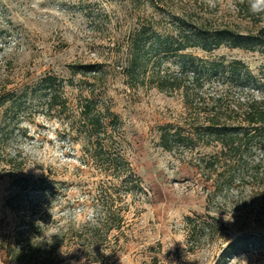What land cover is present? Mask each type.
Masks as SVG:
<instances>
[{
	"label": "rangeland",
	"instance_id": "374dc122",
	"mask_svg": "<svg viewBox=\"0 0 264 264\" xmlns=\"http://www.w3.org/2000/svg\"><path fill=\"white\" fill-rule=\"evenodd\" d=\"M237 1L173 0L194 4L204 18L244 27L247 23L236 15ZM148 2L0 0V99L5 102L0 153L22 166L17 172L0 159V242L12 240L19 222L5 206L12 178L28 174L57 182L59 195L33 194L32 210L36 217L46 215L47 240L61 237L62 264H229L232 258H239L238 264H264V247L243 248L223 260L225 245L238 237L264 235L259 195L264 187L252 192L249 185H237L209 196L211 183L197 164L218 148L198 146L173 154L162 150L158 127L176 123L184 112L181 99L155 89H129L120 74L126 34ZM189 52L210 60L242 61L254 75L264 65L259 53L226 46L211 53ZM79 64H99L102 73L96 78L73 75L72 66ZM45 74L63 79L67 114L48 113L28 95L27 87ZM85 98L118 117L107 132L139 189L92 160L76 129ZM111 205L123 218L119 229L101 232V244H93L88 231L81 239L75 236ZM0 264H14L1 248Z\"/></svg>",
	"mask_w": 264,
	"mask_h": 264
},
{
	"label": "trees",
	"instance_id": "16d2710c",
	"mask_svg": "<svg viewBox=\"0 0 264 264\" xmlns=\"http://www.w3.org/2000/svg\"><path fill=\"white\" fill-rule=\"evenodd\" d=\"M149 8L151 12L147 13ZM146 9L126 34L120 74L129 89H155L181 99L184 112L175 124L158 127V146L172 154L191 152L198 146L218 148L197 164L205 181L211 183L209 196L229 192L237 185H249L252 192H258L259 187H264V65L254 75L242 61L210 60L189 51L211 53L226 46L264 57V12L253 14L249 0L237 1L236 15L247 23L242 27L204 18L194 4H174L173 0H149ZM101 73L99 64L72 66L73 75L96 78ZM63 89V79L51 74L27 87L30 98H37L48 113L59 115L69 110ZM4 103L0 99V109ZM78 119L76 129L83 134L95 164L113 178L130 180L135 183L132 188L139 189L129 163L113 149V135L107 132L118 117L108 108H99L92 98H85ZM0 159L15 171L22 170L20 163L6 160L1 153ZM59 193L57 182L46 177L24 174L12 178L5 206L18 215L19 222L12 240L0 242L10 262L63 263L58 255L61 237L47 240L46 215L36 217L32 210L36 203L33 194L53 198ZM259 193L264 206V190ZM98 214L94 224H85V230L77 231L78 239L88 231L93 244H101V232L106 235L123 223L119 210L112 205ZM247 247H264V235L238 237L227 246L223 260Z\"/></svg>",
	"mask_w": 264,
	"mask_h": 264
},
{
	"label": "clouds",
	"instance_id": "9594fccd",
	"mask_svg": "<svg viewBox=\"0 0 264 264\" xmlns=\"http://www.w3.org/2000/svg\"><path fill=\"white\" fill-rule=\"evenodd\" d=\"M250 11L253 14L264 12V0H249ZM227 247V245H225ZM239 258H232L229 264H238Z\"/></svg>",
	"mask_w": 264,
	"mask_h": 264
}]
</instances>
